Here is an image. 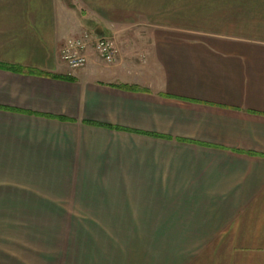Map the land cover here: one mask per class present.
Listing matches in <instances>:
<instances>
[{
    "label": "crops",
    "instance_id": "1",
    "mask_svg": "<svg viewBox=\"0 0 264 264\" xmlns=\"http://www.w3.org/2000/svg\"><path fill=\"white\" fill-rule=\"evenodd\" d=\"M0 264H264V0H0Z\"/></svg>",
    "mask_w": 264,
    "mask_h": 264
},
{
    "label": "built area",
    "instance_id": "2",
    "mask_svg": "<svg viewBox=\"0 0 264 264\" xmlns=\"http://www.w3.org/2000/svg\"><path fill=\"white\" fill-rule=\"evenodd\" d=\"M95 53L107 64L114 61L117 46L113 38L102 34L84 32L79 38H70L61 49V57L69 69H76L87 63L86 52L89 45Z\"/></svg>",
    "mask_w": 264,
    "mask_h": 264
},
{
    "label": "rangeland",
    "instance_id": "3",
    "mask_svg": "<svg viewBox=\"0 0 264 264\" xmlns=\"http://www.w3.org/2000/svg\"><path fill=\"white\" fill-rule=\"evenodd\" d=\"M102 34V33H101ZM104 35L110 37V38H113V40L116 42V45H117V49L121 46L120 45V42H122V40H128L130 44H133L135 43L134 41L137 42V44H139L140 42H145V38L147 36V34H114V33H104ZM129 36H133L129 39ZM125 42V41H124ZM133 46H136V45H132ZM135 53V52H134ZM140 56H142V54H140ZM130 69V68H128Z\"/></svg>",
    "mask_w": 264,
    "mask_h": 264
}]
</instances>
